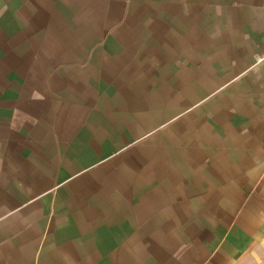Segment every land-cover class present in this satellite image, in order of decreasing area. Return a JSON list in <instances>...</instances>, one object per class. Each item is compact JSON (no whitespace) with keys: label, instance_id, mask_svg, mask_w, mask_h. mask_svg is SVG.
Segmentation results:
<instances>
[{"label":"crops","instance_id":"obj_1","mask_svg":"<svg viewBox=\"0 0 264 264\" xmlns=\"http://www.w3.org/2000/svg\"><path fill=\"white\" fill-rule=\"evenodd\" d=\"M264 258V0H0V264Z\"/></svg>","mask_w":264,"mask_h":264},{"label":"rangeland","instance_id":"obj_2","mask_svg":"<svg viewBox=\"0 0 264 264\" xmlns=\"http://www.w3.org/2000/svg\"><path fill=\"white\" fill-rule=\"evenodd\" d=\"M256 264H264V258L261 261L257 262Z\"/></svg>","mask_w":264,"mask_h":264}]
</instances>
